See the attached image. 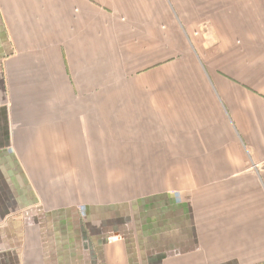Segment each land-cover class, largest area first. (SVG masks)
<instances>
[{"label":"crops","instance_id":"1","mask_svg":"<svg viewBox=\"0 0 264 264\" xmlns=\"http://www.w3.org/2000/svg\"><path fill=\"white\" fill-rule=\"evenodd\" d=\"M249 1L0 0V264H264Z\"/></svg>","mask_w":264,"mask_h":264},{"label":"rangeland","instance_id":"2","mask_svg":"<svg viewBox=\"0 0 264 264\" xmlns=\"http://www.w3.org/2000/svg\"><path fill=\"white\" fill-rule=\"evenodd\" d=\"M250 3V7H264V0H250L249 1ZM200 49V48H199ZM198 49V50H199ZM196 49L194 47H187V48H160V49H156V57H155V60H156V63L154 65V74H155V84H159L160 86H163V81L164 79L162 78V75L161 74H166L168 72H170L172 69H169V68H163L165 65L166 62L168 61H171V60H174V59H177L179 58L180 56H192L194 57L196 55ZM206 52H211V48L210 47H207L206 49H204ZM63 54L65 56H67V53H66V49H63L62 50ZM211 55V53H210ZM210 57V56H209ZM75 66L76 68H79L82 66L81 63H78L76 62L75 63ZM103 65L101 64V67ZM114 67L113 69V72L115 71V68L117 67L120 71V74H123L125 76V71H123L121 69V66H124V65H120V64H114L112 65ZM94 64L92 63L91 65V69L94 70ZM108 68L111 67L110 65L107 66ZM66 68L69 72V70L71 69V65H70V68H69V65H66ZM72 70V69H71ZM108 74L111 73V70L109 68V70L107 71ZM119 76V75H118ZM115 82V81H114ZM119 80L117 81L116 80V83H118ZM109 86V85H108ZM81 98V96H77L76 97V102H78V100ZM59 99V103H65L67 102V97H58ZM92 99H94V96H92ZM47 103H50V102H47ZM173 196L176 200H180L181 199V195L178 191H174L173 192Z\"/></svg>","mask_w":264,"mask_h":264}]
</instances>
